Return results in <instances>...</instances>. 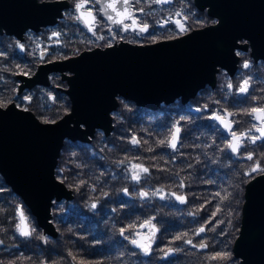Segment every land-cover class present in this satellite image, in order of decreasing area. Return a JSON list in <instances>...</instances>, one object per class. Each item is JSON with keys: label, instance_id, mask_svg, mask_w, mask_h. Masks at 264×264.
Returning a JSON list of instances; mask_svg holds the SVG:
<instances>
[{"label": "water", "instance_id": "water-1", "mask_svg": "<svg viewBox=\"0 0 264 264\" xmlns=\"http://www.w3.org/2000/svg\"><path fill=\"white\" fill-rule=\"evenodd\" d=\"M196 2L200 7L210 5V12L220 17L219 23L153 44L95 48L42 63L33 76H17L22 90L48 85L52 71L70 72L63 73V78L69 84L71 111L56 122H43L33 111L14 102L0 106V174L44 233L53 237L58 234L51 214L54 200L74 196L56 176L65 141H90L97 129L111 134L112 113L118 107L119 96L151 110L162 101L171 103L178 97L186 103L206 83H216L218 66L234 72L235 47L242 36L251 41L253 54L264 58V0ZM63 7V1L0 0V32L6 30L22 39L27 29L55 22ZM206 41L211 43L207 46ZM180 133L177 140L171 138L170 146L173 142L176 148L179 146ZM21 211L31 232L22 207L18 210L19 224ZM148 227L144 224L140 228ZM150 237L149 233H141L137 241L147 244ZM233 252L240 264H264V174L246 184L241 228Z\"/></svg>", "mask_w": 264, "mask_h": 264}, {"label": "trees", "instance_id": "trees-1", "mask_svg": "<svg viewBox=\"0 0 264 264\" xmlns=\"http://www.w3.org/2000/svg\"><path fill=\"white\" fill-rule=\"evenodd\" d=\"M16 54L17 51L11 53V57L16 58ZM2 58L3 68L13 64L9 56ZM17 59L24 60L23 57ZM200 94L189 104L197 105ZM121 108L112 113L115 127L110 135L100 131L99 137L90 141L66 140L64 143L56 176L74 191L75 196L72 200L53 203L52 209L56 208L53 221L59 228V237L43 239L37 222L30 236L21 237L16 228L21 207L16 205L12 209L9 199L1 201L9 212L0 215V224L4 225L8 217L10 229L5 237L0 228V264H42L44 261L71 264L68 257L76 250V245L130 243L125 239L130 234L120 231L134 228L151 217L159 227L171 230L161 232L165 238L163 246L172 242L182 252L197 253L199 264H220L210 257L230 251V243L234 244L241 227L246 184L256 173L249 175L247 159L243 161L234 156L226 147L225 136L219 133V128L198 120L200 116L195 113L185 122L182 145L172 152L165 137L171 124L162 123L159 128L153 118L154 111L140 118L130 104L127 116L119 111ZM191 110L196 111V108ZM179 118L180 114L176 115V119ZM133 139L138 143H133ZM142 168L148 171L145 173ZM134 176L139 179H133ZM217 192L221 196L228 193V199L222 201L215 196ZM144 193L146 195H142ZM177 195H183L185 202L177 200ZM9 196L22 202L11 189ZM28 218L35 220L32 214ZM106 223L111 230L100 232V225ZM201 227L205 231L197 234ZM186 229L195 230L193 244L205 243L206 247H187L189 244L184 240L191 235L179 232ZM177 236L184 238L172 241ZM116 251L118 249L114 248L113 252Z\"/></svg>", "mask_w": 264, "mask_h": 264}, {"label": "flooded vegetation", "instance_id": "flooded-vegetation-1", "mask_svg": "<svg viewBox=\"0 0 264 264\" xmlns=\"http://www.w3.org/2000/svg\"><path fill=\"white\" fill-rule=\"evenodd\" d=\"M39 1L64 2V7L60 11V14L56 16L55 22L42 25L38 29H27L23 34L24 36L22 39L17 37L15 34H8L6 30L0 32V35H14L15 37L21 39L22 42L28 38L24 46L25 53L29 54L27 55V58H23L25 63L32 61V54L37 56L36 54L39 50L42 51L41 55L45 57L47 54L52 53L53 51H57L56 53L58 54H62L64 52L69 54L72 50L75 51L77 55H79L84 51H89L95 48H107L109 47V44L111 45L110 47L122 43L147 45L179 38L192 32L193 30L216 25L220 21V17L218 15L210 12V5L200 7L196 0H169L168 3H156L154 0H130L131 11L133 17L136 20V25L134 28L130 27L127 31H125L123 24L131 25L132 20L126 19L123 21V24L112 23V21L107 18V15H105L103 8V5L109 2V0H85L84 7L80 11H77L75 8V4L79 2V0ZM116 4L118 11L125 7V5L122 3V0H116ZM107 11L112 16H116V13L112 12L111 9H108ZM82 12H90L92 16L95 17V22L92 24V31H89L88 26L85 25L82 20H77L75 18L76 16L81 15ZM177 13H179V15H177ZM144 24L148 25V30L145 32H140L139 28ZM181 26H183L185 29L184 31L181 30ZM43 32L48 33L44 36V38H41L39 34ZM54 33H57L58 35H54ZM93 33H95V35ZM25 36L26 39L24 38ZM98 36H103L104 39H97ZM237 42L239 45L235 47L237 62L234 72L231 73L229 67L227 68L218 66V71L216 72V83L214 85L206 83V85L198 91L197 94L201 93V98L199 97L200 102H198L197 105L195 104V106H192L193 104H189L190 101L195 96H197L196 94L186 103H184L182 99L178 97L171 103L162 101L158 104L157 108L154 109L155 116L157 117L155 123L159 128H161L160 125L162 123L172 124V126L166 131L165 135V137L168 139V148L172 152L177 151L178 147L182 145L184 125L185 122H188V119L191 118V113L199 115L200 118H203L205 122L212 123L214 126L216 125L220 130L219 133L225 136L226 145L232 140L231 132L240 134L241 132H248L249 129H252V135H259V133L256 132L252 127L253 125H264V121H260L255 118V115H258V113L254 115H244L240 112L247 106V103H249L248 105L250 106V110L252 108H264V58H257L256 55L253 54L252 44L248 38L242 36L238 38ZM0 44L2 45L0 50L3 52V54L12 56L6 46H3L9 44V42H4L1 39V36ZM240 44L246 45V47H242ZM75 56L72 55L56 58L53 60H46L42 58L40 63H26L32 67V70L29 73L20 72L14 74V79L18 84V90L15 95V100L11 101L10 103L14 102L18 107L28 109L33 112L34 109L49 113L60 110L61 105L64 104V98L67 96L70 100V97L67 93L69 84L68 87H64L59 83L52 84L50 75L57 77L60 75L62 80H64L67 84L68 81L63 78V73L68 74L70 72L52 71L49 73L48 85L37 84L22 90L20 89L21 80L17 78V76L19 74L33 76L36 73L39 65L42 63L63 60ZM11 59L14 61L13 57H11ZM245 63L249 65L248 68L243 66ZM2 66H4V64ZM223 73H226L225 76H223ZM245 80L249 81L247 86L248 91L241 93L239 89ZM229 85H231V87H229ZM44 96H48L49 99L46 100ZM24 103H26V105H23ZM29 103H32L33 107L29 106ZM20 104L25 107L20 106ZM176 105H180L182 108V110L178 113L180 114V119H176V115L172 117L171 114V109H173ZM194 107L196 108V111L191 110V108ZM34 113L36 114V112ZM166 113L167 115L165 116ZM229 113H232L233 115H229ZM216 115L224 118V120L227 119L228 121L232 122V128L230 132H226L219 121L213 118ZM177 127H179L181 130L180 144L176 149H172L170 146V140L172 138V133L175 132ZM206 132L208 133L209 129H207ZM229 151L231 152L230 149ZM249 153H252L253 160L247 159ZM232 154L239 157L240 160L245 161L247 159L249 163L248 166H254V162L259 161L261 167H264V139L256 140L255 143H249L248 137H244L239 153ZM254 173H256L254 177L259 174H264L261 172ZM74 196L71 199L63 198L59 201L72 200L74 199ZM144 224H149L150 227L141 229L140 227ZM56 229L58 231L56 236L57 238L59 237L58 235L60 231L57 226ZM109 229L111 230V227L106 223L100 225L99 231L101 232L103 230V232L106 233L109 231ZM123 230V234H125V232L130 234L125 238L126 240L130 241V243L128 242L127 244L123 245L95 243L78 244L75 246L76 250H74L71 255L68 253L70 255H68V258H71L72 260L71 264H81V262H86L87 264H199L197 261V257L199 255L197 253H193L192 251L182 252L179 250L173 251L167 256L164 255V253L169 248L175 250L179 249V246L177 247V245H174L175 243L172 244V242H170V244L167 246H163L161 244L162 241L165 240V238L161 236V232H168L171 230L159 227L154 217L140 222L134 228L127 227V229ZM179 232L191 235V237H186L185 239L194 240L192 236L194 235L195 230L186 229ZM141 233H149L152 236L151 241H148V243H151V250L148 255H145L140 248L131 243L133 239L137 240V235ZM197 234H201L199 230ZM47 235L48 234L44 233L43 239H45ZM191 246L192 245H188L187 247ZM114 248H117L118 251L113 252ZM194 258L196 259L194 260ZM44 263L51 264L47 261H44L42 264Z\"/></svg>", "mask_w": 264, "mask_h": 264}, {"label": "rangeland", "instance_id": "rangeland-1", "mask_svg": "<svg viewBox=\"0 0 264 264\" xmlns=\"http://www.w3.org/2000/svg\"><path fill=\"white\" fill-rule=\"evenodd\" d=\"M43 33H40L39 36L41 38H44V36L48 33L46 32ZM1 36V39L8 43L7 45H3V46H6V48L9 50L10 53L12 54H15L16 51H17V54L14 55L16 56V58L14 57V61H13V64L10 65L9 67L7 68H3L1 64H3V58L2 57H8V55H5V54H2L0 52V99H2L4 102H5V105L7 106L11 101H14L15 100V95H16V92L18 90V84L17 82L15 81L14 79V74L15 73H29L31 72L32 70V67H30L29 64H26V63H33V64H36V62L40 63L42 61V58L46 59V60H53V59H56V58H61V57H67V56H72V55H77V53L75 51H70V53H62V54H58L56 53L57 51H53L52 53H49L47 54L45 57L41 55V50L38 51V53L36 54L37 56H34L32 54V61L30 62H24V61H18L17 58H27V55L29 54H26L25 53V47L24 48V51L23 49H21L19 47V45H23L25 46V42L28 40V38L26 39V36L24 37L26 40L24 42L21 41V39L15 37L14 35H8V34H2L0 35ZM54 41V40H52ZM43 50V49H42ZM74 52V53H73ZM10 59H11V56H9ZM35 71V70H34ZM226 73H223V76H225ZM51 77V80H52V84H62V86L64 87H68V83L66 84L64 80H62V77L59 75L58 77L57 76H54V75H50ZM9 79H10V82H9ZM33 91V90H31ZM204 96V95H203ZM201 98V97H200ZM199 99V97H198ZM64 104L61 105V108L60 110H57V111H54V112H43V111H39V110H36L37 111V116L38 118L45 122V121H48V122H54V121H57L59 119H61L63 116H65L66 114H68L70 111H71V101L69 100V98L66 96V98H64ZM134 103V104H133ZM129 104L131 105V109L132 107L136 108V112L137 114L139 113L140 115V118H143L144 117V113L145 114H151L153 111L155 110H151V109H148L146 107H143V106H140V105H137L134 101L132 100H128V99H125L123 97H118V108L122 107L121 110H119L120 112L123 113L124 116H127L129 115V112L127 110ZM249 103H247V106L245 108H243L241 110L240 113H243L245 115V110H249L250 111V106L248 105ZM60 105V103H59ZM29 106L33 107V104L32 103H29ZM147 110H149L147 112ZM182 110L181 106L180 105H176L173 109H171V114H172V117H174L175 115H178V113ZM115 111V110H114ZM113 111V112H114ZM40 114H43L42 116H40ZM113 115V114H112ZM143 115V116H142ZM167 115V113L165 114V116ZM152 117V116H151ZM127 118V117H126ZM155 120H157L156 116L153 117ZM163 119V118H162ZM180 119V118H179ZM198 120H201L203 121L204 119L203 118H197ZM189 122V121H188ZM113 124H114V118H113ZM142 123L140 122L139 123V127L141 128L142 126ZM172 125V124H171ZM115 127V125H114ZM103 130L101 129H97L95 131V135L94 137L96 136L97 138L99 137V132ZM214 134V133H213ZM93 137V138H94ZM92 138V139H93ZM91 139V140H92ZM67 141H71V140H67ZM166 142H168V139L166 138ZM181 146V145H180ZM75 161V160H74ZM79 162V161H77ZM75 164H78L75 162ZM75 166V165H74ZM10 189L11 187L8 186L4 180L3 177L0 178V215H8L7 213L9 212L6 207L4 205L1 204V201L4 200V202L6 200L9 199V205L12 206V209L15 208V206L17 205L18 208L22 207L27 215V217L31 214H30V209L24 204L23 200L21 199L22 202H19L16 201L15 199H11L10 196H9V193H10ZM12 190V189H11ZM19 197V196H18ZM11 199V200H10ZM192 205V204H190ZM16 207V208H17ZM193 207H190V209H192ZM56 211V208L54 209H51V214L53 213V211ZM10 215V213H9ZM232 215H230L231 217ZM34 217V216H33ZM35 220L33 219H29V222L31 224V228H32V232L33 231V228L36 227L35 226V222H36V218L34 217ZM223 219V222H224V218ZM8 217L6 219H4V225L1 223L0 224V228H1V231L3 232L2 235H4L5 237H7V234L5 233L9 228L7 222H8ZM226 224V223H225ZM11 227V226H10ZM38 227V226H37ZM40 228V227H39ZM241 228V227H240ZM41 229V228H40ZM6 230V231H4ZM240 232V230H239ZM44 232H43V229H42V237L43 236ZM239 235V234H238ZM49 237V235H47ZM6 240V239H5ZM176 239H172V241H175ZM233 242L230 243L229 245V248H230V251H225L227 253L230 254V259L228 260H219L220 264H240V259L237 258L235 255H234V252H233ZM215 260V259H214ZM83 264H87L86 262H83Z\"/></svg>", "mask_w": 264, "mask_h": 264}, {"label": "snow or ice", "instance_id": "snow-or-ice-1", "mask_svg": "<svg viewBox=\"0 0 264 264\" xmlns=\"http://www.w3.org/2000/svg\"><path fill=\"white\" fill-rule=\"evenodd\" d=\"M154 2H156V3H168L169 0H154ZM84 3H85V0H79V2H77L75 4L76 10L80 11L81 9H83ZM122 3L125 5V7H123V9L119 10V11L117 10L116 0H109V2H107V3H105L103 5V8H104L105 15H107V18L110 21H112V23H114V24H123V21L126 20V19L132 20V24L131 25L123 24L124 30L127 31L130 27L134 28V26L136 25V20H135V18L132 15L130 0H122ZM108 9H111L112 12H115L116 16L114 17L110 13H108V11H107ZM177 15H179V13H177ZM75 18L77 20H82L83 23H85V25L88 26L89 31L93 30L92 29V24L95 22V17L92 16V14L90 12H88V13H83L82 12L81 15L76 16ZM147 30H148V25L147 24H144L142 27L139 28L140 32H145ZM181 30L182 31L185 30L183 28V26H181ZM93 34L95 35V33H93ZM54 35H58V34L54 33ZM97 39H104V37L103 36H98ZM110 46L111 45L109 44V47ZM19 47L21 49H23L24 46L21 44V45H19ZM243 66L245 68L249 67V65L247 63H245ZM248 84H249V81L245 80L243 85L240 86L239 90H240L241 93H245V92L248 91V87H247ZM229 87H231V85H229ZM0 106H6L5 102L2 99H0ZM257 113H258V115H255V118L257 120L264 121V108H260V109L252 108L250 111L249 110H245V114L246 115H254V114H257ZM229 115H233V114L229 113ZM213 118L216 119V120H219L221 124H224L225 128H227L229 131H231V123H232L231 121L225 122L224 118L220 117L219 115H216ZM45 122L47 123L48 121H45ZM252 127L255 129L256 132L259 133L258 136L252 135V129H249L248 132H241L240 134H237L236 132H231L232 140L228 142L226 147L228 149H230L232 153H239L241 145H242L243 140H244V137H248V142L249 143H255L256 140L264 139V126L253 125ZM179 131H180V129L177 127L175 129V132L172 133L173 141L178 139ZM132 142L133 143H138V141L135 140V139H133ZM161 143H164V142L162 141ZM171 147L172 148H176V144L174 142L171 143ZM247 159L248 160H253L252 153L248 154ZM136 167H139V166H136ZM249 167H250L249 175L251 173H253V172L264 173V167H261V164H260L259 161H255L254 162V166H249ZM142 171L146 173L148 171V169L147 168H142ZM133 179H139V177L138 176H134ZM142 195H146V193H144ZM228 195H229L228 193H225L223 196H221L220 192L215 193V196L221 197L222 201L223 200H227L228 199ZM176 199L179 200L181 203L185 202V197L183 195H177ZM92 207L95 208L96 205L93 204ZM219 210L220 209L217 208L216 211L218 212ZM213 215H215V213H213ZM16 228L20 232V235H22V236L27 237V236L31 235V232L28 230V226L25 223V217H24V214H23L22 211L20 212V224H17ZM123 231L124 230L122 229L121 232L123 233ZM204 231H205L204 227H201L199 229V232H204ZM184 235L186 236L187 234H184ZM153 236H154V233H153ZM183 238H184L183 236L175 237L176 240H181ZM149 240L151 241V237L149 238ZM131 243L133 245H135L136 247L140 248L144 252L145 255H148L150 253V250H151V243L150 242L147 243V244H144V243H140L136 239H133L131 241ZM184 243L192 245L194 248L195 247H199V248L206 247L205 243H200L198 245L193 244L191 239H185ZM179 250L180 249H175L174 250L172 248H169L164 253V255L167 256L170 253H172L173 251H179ZM210 259L228 260V259H230V254L227 253V252H219V253H216L214 256L210 257ZM81 264H83V262H81Z\"/></svg>", "mask_w": 264, "mask_h": 264}, {"label": "bare ground", "instance_id": "bare-ground-1", "mask_svg": "<svg viewBox=\"0 0 264 264\" xmlns=\"http://www.w3.org/2000/svg\"><path fill=\"white\" fill-rule=\"evenodd\" d=\"M209 43H211L210 41H206V45L208 46L209 45ZM205 44V43H204ZM211 51V50H210Z\"/></svg>", "mask_w": 264, "mask_h": 264}]
</instances>
